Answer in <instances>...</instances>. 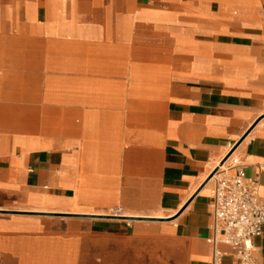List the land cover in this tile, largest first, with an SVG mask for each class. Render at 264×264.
<instances>
[{"label":"crops","instance_id":"0c3cea01","mask_svg":"<svg viewBox=\"0 0 264 264\" xmlns=\"http://www.w3.org/2000/svg\"><path fill=\"white\" fill-rule=\"evenodd\" d=\"M232 159L264 203V0H0V264H213Z\"/></svg>","mask_w":264,"mask_h":264},{"label":"built area","instance_id":"2783aa9c","mask_svg":"<svg viewBox=\"0 0 264 264\" xmlns=\"http://www.w3.org/2000/svg\"><path fill=\"white\" fill-rule=\"evenodd\" d=\"M213 181L210 205L213 235L207 240L213 247V264H221L227 256L221 246L230 248L235 264H257L255 240L264 234L259 177L249 178L238 160L232 159L230 169H221ZM109 217L122 218L123 209L111 210Z\"/></svg>","mask_w":264,"mask_h":264},{"label":"rangeland","instance_id":"374dc122","mask_svg":"<svg viewBox=\"0 0 264 264\" xmlns=\"http://www.w3.org/2000/svg\"><path fill=\"white\" fill-rule=\"evenodd\" d=\"M7 214L41 216L43 217L44 220H52L49 215H44L40 213L9 212ZM62 217L67 218L69 216H62ZM61 226L64 227V224ZM100 245L102 249L103 248L106 250L114 249L112 242L104 241V242H101ZM93 247H94L93 249L96 251L98 249V244L95 243V246ZM78 248H79L78 242L55 243V242H48V241H40V242H36L35 256H32L30 255V253H28V251L31 250L29 248L25 250L22 246H20L18 250L21 249L19 251H21V253L23 254L22 255L23 264H72L73 258L71 257V253L74 251H77ZM123 248L125 247L123 246ZM106 259L109 260V264H113L114 260L117 261L116 258L113 259L112 257H109ZM130 259L131 258L129 257V255L126 256L123 254L121 256L122 264H128ZM73 264H82L81 253L76 258H74ZM90 264H97V257H90ZM138 264H146V262L145 260L139 259Z\"/></svg>","mask_w":264,"mask_h":264},{"label":"water","instance_id":"95a60500","mask_svg":"<svg viewBox=\"0 0 264 264\" xmlns=\"http://www.w3.org/2000/svg\"><path fill=\"white\" fill-rule=\"evenodd\" d=\"M231 155H232V154L230 153L228 157H230ZM216 173H217V171L214 172V173L212 174V176L210 177V180L215 176ZM210 180H209V181H210Z\"/></svg>","mask_w":264,"mask_h":264},{"label":"bare ground","instance_id":"6f19581e","mask_svg":"<svg viewBox=\"0 0 264 264\" xmlns=\"http://www.w3.org/2000/svg\"><path fill=\"white\" fill-rule=\"evenodd\" d=\"M108 215H110V214H108Z\"/></svg>","mask_w":264,"mask_h":264}]
</instances>
